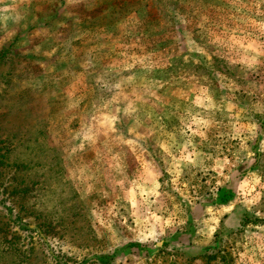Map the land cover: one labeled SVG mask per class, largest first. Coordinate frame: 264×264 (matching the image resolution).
<instances>
[{
	"label": "rangeland",
	"instance_id": "rangeland-1",
	"mask_svg": "<svg viewBox=\"0 0 264 264\" xmlns=\"http://www.w3.org/2000/svg\"><path fill=\"white\" fill-rule=\"evenodd\" d=\"M0 264H264V0H0Z\"/></svg>",
	"mask_w": 264,
	"mask_h": 264
},
{
	"label": "trees",
	"instance_id": "trees-1",
	"mask_svg": "<svg viewBox=\"0 0 264 264\" xmlns=\"http://www.w3.org/2000/svg\"><path fill=\"white\" fill-rule=\"evenodd\" d=\"M217 260L218 259V256L217 255H215V256H212L211 258H209V260Z\"/></svg>",
	"mask_w": 264,
	"mask_h": 264
}]
</instances>
